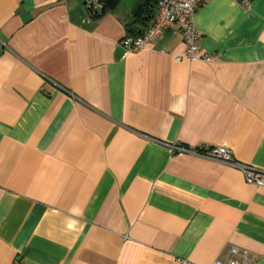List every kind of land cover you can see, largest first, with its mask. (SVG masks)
<instances>
[{
	"label": "crops",
	"instance_id": "obj_1",
	"mask_svg": "<svg viewBox=\"0 0 264 264\" xmlns=\"http://www.w3.org/2000/svg\"><path fill=\"white\" fill-rule=\"evenodd\" d=\"M246 1L203 0L191 61L176 25L124 51L153 21L141 0H0V264H264V187L175 149L264 172V0Z\"/></svg>",
	"mask_w": 264,
	"mask_h": 264
},
{
	"label": "built area",
	"instance_id": "obj_2",
	"mask_svg": "<svg viewBox=\"0 0 264 264\" xmlns=\"http://www.w3.org/2000/svg\"><path fill=\"white\" fill-rule=\"evenodd\" d=\"M247 3L246 0H243ZM203 0H156L155 14L152 23L141 35L132 36L126 34L122 39V47L126 53L138 51L147 47L155 38L168 29L170 25H176L186 42L184 57L188 60L209 59L210 56L201 54L199 48V32L194 24V15ZM89 5H91L89 3ZM88 5V6H89ZM180 59V57H177ZM176 151L198 154L202 157L222 162L242 173L244 180L257 187H264V172L253 166L236 161L231 151L223 146L211 148H190L177 146ZM230 253L237 255V248H231ZM241 261L229 260L227 262L215 261L213 264H251L245 254L241 255ZM180 264H186L181 261Z\"/></svg>",
	"mask_w": 264,
	"mask_h": 264
},
{
	"label": "trees",
	"instance_id": "obj_3",
	"mask_svg": "<svg viewBox=\"0 0 264 264\" xmlns=\"http://www.w3.org/2000/svg\"><path fill=\"white\" fill-rule=\"evenodd\" d=\"M141 1L144 2V5L142 6L141 10L136 15L133 13L134 19H135L134 21H137V22L139 21L143 25H145V27H146L147 26L146 22L149 21L150 19L154 18L156 0H141ZM88 8L90 9V11L93 14H97L99 12V10L94 8L92 5H89ZM144 30L143 31H138L137 33H134L133 30L127 29L126 30V34L132 35V36H137V35H141L144 32Z\"/></svg>",
	"mask_w": 264,
	"mask_h": 264
},
{
	"label": "water",
	"instance_id": "obj_4",
	"mask_svg": "<svg viewBox=\"0 0 264 264\" xmlns=\"http://www.w3.org/2000/svg\"><path fill=\"white\" fill-rule=\"evenodd\" d=\"M144 5V2H142L141 4H139L134 12V14L136 15L142 8V6Z\"/></svg>",
	"mask_w": 264,
	"mask_h": 264
}]
</instances>
